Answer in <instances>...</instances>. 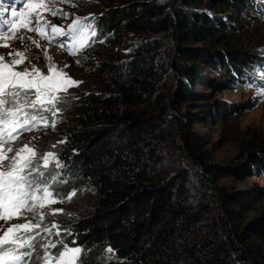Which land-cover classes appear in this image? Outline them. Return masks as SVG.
I'll return each mask as SVG.
<instances>
[{
	"label": "trees",
	"instance_id": "16d2710c",
	"mask_svg": "<svg viewBox=\"0 0 264 264\" xmlns=\"http://www.w3.org/2000/svg\"><path fill=\"white\" fill-rule=\"evenodd\" d=\"M237 2L179 0L175 17L171 0L60 2L85 22L93 17L96 29L90 46L74 55L80 61L74 72L82 83L59 105L63 111L55 130L48 127L60 135L44 142L65 165L66 182L57 190L76 192L63 203L69 216H60L58 223L73 233L63 239H75L88 250L82 264H264V206L257 204L258 195H230L218 187L216 177L224 169L211 163L205 138L176 114L186 101L208 97L193 91L210 84L206 74L216 73L222 84L232 86H240L238 72L255 62L261 67L255 70L264 74V57L241 45L234 33L242 7L255 4ZM189 44L207 48L189 50ZM171 65L180 84L174 100ZM212 110L214 105L205 112ZM220 112L225 115L226 109L221 106ZM176 126L181 155L212 183L224 210L220 217L212 215L209 195L190 170L165 168L167 152L178 150ZM241 152L237 178L264 173L263 134L243 141ZM238 209L254 216L241 220ZM108 247L110 260L105 259Z\"/></svg>",
	"mask_w": 264,
	"mask_h": 264
},
{
	"label": "snow or ice",
	"instance_id": "6c2138e0",
	"mask_svg": "<svg viewBox=\"0 0 264 264\" xmlns=\"http://www.w3.org/2000/svg\"><path fill=\"white\" fill-rule=\"evenodd\" d=\"M56 2L16 0L6 6L0 0V47L11 48L10 42L17 39L23 46L25 32H34L50 43L66 47L70 55L89 47L90 38L96 36L94 18L85 22L75 17L67 26L53 25L44 15L46 12L64 20L69 18L55 7ZM9 8L10 18L5 16ZM28 39L37 43L32 37ZM261 79L264 80V74ZM79 83L82 82L72 79L55 63H33L21 49L9 51L7 59L0 55V264H33V256L35 264H82L81 257L87 255L88 250L75 239H63L73 235L71 229L51 218L63 212L52 205L76 195L75 191L61 194L57 190L60 183L66 182L62 173L64 163L54 151H40L34 143L36 137L21 140L25 133L39 131L41 127L55 130L63 111L59 105L68 89ZM257 96L264 98V88L257 91ZM13 220L23 222L13 224ZM112 252L108 247L105 259L110 260Z\"/></svg>",
	"mask_w": 264,
	"mask_h": 264
},
{
	"label": "rangeland",
	"instance_id": "374dc122",
	"mask_svg": "<svg viewBox=\"0 0 264 264\" xmlns=\"http://www.w3.org/2000/svg\"><path fill=\"white\" fill-rule=\"evenodd\" d=\"M179 0H171V14L174 16V10L178 5ZM246 1V2H245ZM6 6L13 5L11 0H4ZM61 0H57L55 7L62 9V11L68 14L69 18L67 20L62 19L60 16H51L47 12L44 14L47 19L53 25H58L57 20L61 25L67 26L71 24L76 17L73 11L67 7H60ZM252 2L255 7L243 8V14L239 16L235 23L234 33L237 37L238 42L242 45L245 44L247 48H256L257 53L264 57V0H238V4ZM16 3V1H15ZM19 7V5H16ZM5 16L10 18V8ZM176 21V19H174ZM25 40L23 46L19 39L11 41V48L0 47V55H4L7 59V54L12 49H21L27 52V54L32 58V62L38 64L39 66H44L46 63L51 62L57 64L63 69L72 79L79 81L74 70H76V62L74 55H70L66 50V47H59L56 43H50L47 40L40 38L34 32L23 33ZM28 37H32L37 43H33ZM259 38V40H258ZM258 40V41H257ZM260 43L258 46H254L255 42ZM66 43V42H65ZM39 45V46H37ZM171 47L173 52L176 51L173 37L171 35ZM189 50H197L207 48V45L189 44L186 46ZM47 50V52L45 51ZM36 57H40L39 60ZM175 57V56H174ZM171 55V59H174ZM67 64L69 67H64ZM255 66L244 71L242 73L238 72V77H240V86L222 84L220 77L216 73L206 74L211 76L212 81L208 86H197L193 88L194 80L190 81V87L194 89L193 91L198 92V94L207 95V98H203L200 102L186 101L182 110L178 111L177 116H183L185 124L190 127L192 131H196L202 135L206 142L208 143L207 151L212 157V164L219 166L224 169L219 171L216 179V185L222 187L228 191L230 195L237 194L239 192H250L255 191L258 195L257 204L259 206H264V173L258 171L256 176L249 177L247 180H240L234 175L236 168L244 163L241 143L243 141L251 139L256 133L264 135V98L257 96V91L264 88V80L261 79V74L257 72L256 69L261 67L257 66L258 62L254 63ZM257 64V65H256ZM191 68L192 63L188 64ZM264 66V65H263ZM47 71V68L44 69ZM171 72L174 74L172 77V98L175 99L176 92L180 90L179 77L176 76L175 71L171 65ZM253 72V74L251 73ZM241 75V76H240ZM250 80L248 83L247 80ZM76 86L70 87L68 90L75 88ZM171 97V95H170ZM256 101H259L258 103ZM217 110H212L210 115H207L205 110L211 109V106ZM223 106L226 109L225 115L220 112V107ZM201 117L200 123H195L193 117ZM177 134V146L178 150L173 153L167 152L165 161V168L168 172L173 171L176 167H186L195 175V182L199 186L203 187L208 193L209 202L212 210V215L214 217H220L224 213L222 207L218 205L216 196L214 194L212 183L207 184V181L203 179V170H198L188 164V160L181 154L183 141L180 135L178 127L175 128ZM50 128H40L39 131H33L32 133H25L21 137V140L26 138L36 137L34 141L38 145L40 151L47 150L44 146V142L50 140H56L59 133L52 134ZM245 136V138H241ZM54 209H63V212H57L52 219L59 221L58 218L62 215L69 216V211L67 206L63 203L55 204L51 206ZM238 214L243 219H249L254 216L253 212L246 213L242 209H238ZM47 219V218H46ZM23 221L13 220L11 223H21ZM2 223V222H0Z\"/></svg>",
	"mask_w": 264,
	"mask_h": 264
},
{
	"label": "water",
	"instance_id": "95a60500",
	"mask_svg": "<svg viewBox=\"0 0 264 264\" xmlns=\"http://www.w3.org/2000/svg\"><path fill=\"white\" fill-rule=\"evenodd\" d=\"M172 30H173V29H171V31H172ZM175 54H176V51H174V52L172 53V57H174Z\"/></svg>",
	"mask_w": 264,
	"mask_h": 264
}]
</instances>
